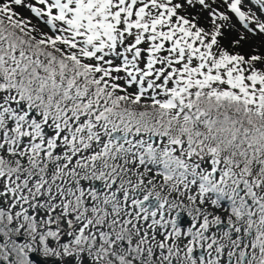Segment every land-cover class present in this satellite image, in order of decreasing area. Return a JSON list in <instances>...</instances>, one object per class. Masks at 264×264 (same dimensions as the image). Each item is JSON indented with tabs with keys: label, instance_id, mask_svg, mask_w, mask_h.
Instances as JSON below:
<instances>
[{
	"label": "snow or ice",
	"instance_id": "1",
	"mask_svg": "<svg viewBox=\"0 0 264 264\" xmlns=\"http://www.w3.org/2000/svg\"><path fill=\"white\" fill-rule=\"evenodd\" d=\"M0 264H264V0H0Z\"/></svg>",
	"mask_w": 264,
	"mask_h": 264
}]
</instances>
